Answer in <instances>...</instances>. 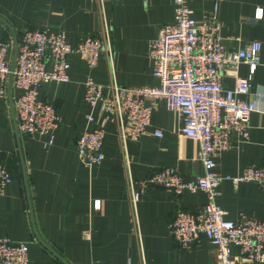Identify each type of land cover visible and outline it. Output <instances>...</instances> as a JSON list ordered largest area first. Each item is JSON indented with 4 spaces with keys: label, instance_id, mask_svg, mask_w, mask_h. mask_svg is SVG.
<instances>
[{
    "label": "crops",
    "instance_id": "0c3cea01",
    "mask_svg": "<svg viewBox=\"0 0 264 264\" xmlns=\"http://www.w3.org/2000/svg\"><path fill=\"white\" fill-rule=\"evenodd\" d=\"M220 25L219 37L227 50L260 43L264 61V0H189L196 22L211 19L213 7ZM261 9V19H255ZM172 0H0V41L10 47V59L23 31L46 28L62 32L71 46L87 36L106 32L112 53L115 82L122 87H156L148 51L160 29L173 22ZM102 40V39H101ZM69 81L42 84L38 98L52 104L57 128L48 136L28 137L19 132L14 102L18 91L11 81L0 98V161L11 175L0 195V238L28 246L29 264H216L214 247L204 238L180 248L168 224L178 211H194L206 202L203 192H171L146 186L147 179L163 168H173L184 181L202 174L194 141L180 138L183 116L168 112L161 101H149L150 126L136 142L122 144L116 123L108 121L102 144L103 161L83 166L74 149L75 137L101 123L97 108L83 100V82L108 85V59L100 53L88 68L76 54L67 58ZM248 66L221 75L222 88L232 89L235 76L246 78ZM264 69L257 67L251 89L240 97L257 103L249 118V137L236 148L213 158L214 172L236 176L246 167L264 165ZM87 115L94 120L88 123ZM160 132L161 137L153 136ZM52 138L50 146H44ZM130 185L140 191L135 205ZM217 205L225 219L235 221L246 213L264 222V194L254 184L233 188L229 181L218 187ZM100 201L99 209L94 201ZM236 261H245L234 250Z\"/></svg>",
    "mask_w": 264,
    "mask_h": 264
},
{
    "label": "built area",
    "instance_id": "2783aa9c",
    "mask_svg": "<svg viewBox=\"0 0 264 264\" xmlns=\"http://www.w3.org/2000/svg\"><path fill=\"white\" fill-rule=\"evenodd\" d=\"M188 2L172 0L173 22L164 25L150 43L148 55L152 76L158 80L156 87H122L115 82L113 53L105 31L102 40L89 35L71 46L62 32L36 28L22 32L11 59L10 47L0 41V98L4 97L7 81H11L19 93L14 102L19 132L28 137L48 136L57 128L59 117L52 104L38 98L40 86L69 81V55H78L92 68L104 52L112 80L101 85L87 77L83 82L84 102L97 108L102 119L96 129L84 130L75 137L79 162L93 167L103 161V127L110 120L116 123L122 144L136 142L150 126L152 107L148 102L161 101L166 111L183 116L178 136L196 143V158L203 172L184 181L175 169L163 168L145 185L169 191L175 197L185 192L206 195V202L194 211L174 214L168 224L171 237L180 248H190L199 239H206L214 247L216 264H264V222L242 212L235 221L226 220L225 212L217 205L218 187L224 180L234 189L243 183L254 184L264 194V165L246 167L231 177L215 173L213 163L214 157L236 148L230 143L231 135H236L238 142L249 137V118L259 108L256 102L240 97L249 93L257 67L264 69V61L259 58L261 46L251 42L243 48L227 50L219 37L217 6L213 7L211 19L196 22ZM261 16V9H257L255 19ZM240 64L248 66V76H235L232 89H223L222 73L235 72ZM258 99H264V94H259ZM86 120L92 123L94 118L87 115ZM153 136L161 137V133L156 131ZM51 144L52 138L44 146ZM10 181L11 175L0 161V195ZM130 189L134 206L140 191H134L131 185ZM99 207L100 201H94V208ZM234 250L245 261H236L232 257ZM0 264H29L27 244L0 238Z\"/></svg>",
    "mask_w": 264,
    "mask_h": 264
}]
</instances>
